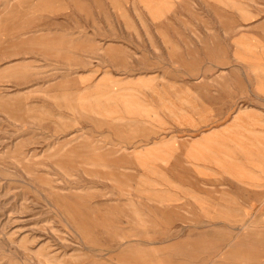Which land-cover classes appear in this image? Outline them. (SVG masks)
Returning <instances> with one entry per match:
<instances>
[{
  "label": "rangeland",
  "instance_id": "obj_1",
  "mask_svg": "<svg viewBox=\"0 0 264 264\" xmlns=\"http://www.w3.org/2000/svg\"><path fill=\"white\" fill-rule=\"evenodd\" d=\"M23 2L49 0H0L1 38L9 34L6 23L20 27L42 19L10 13L22 12ZM54 2L58 32L70 14L78 34L147 29L135 4L145 0H115L132 2L136 23L122 6L111 15L101 0ZM81 17L88 22L82 25ZM231 25L244 29L235 18ZM87 42L86 51L79 39L58 33L56 54L41 48L34 64L0 55V264H111L120 241L145 233L172 236L179 231L165 226L179 222H231L232 238L244 240V183L219 171L209 183L208 168L193 165L209 159V152L193 150L196 135L221 128L246 106L264 108L242 100L244 72L220 69L234 65L221 59L211 71L175 70L164 59L159 69L145 70L144 56L134 66L127 54L103 53L95 39ZM72 44L85 53H68ZM241 52L234 50L232 58L239 60ZM193 56H184V68L197 66L189 63ZM177 57L176 50L169 55ZM233 121L230 129L239 122ZM213 158L239 162L244 174V151H219ZM210 190L221 196L215 200L220 213L196 209L195 203L209 206Z\"/></svg>",
  "mask_w": 264,
  "mask_h": 264
},
{
  "label": "crops",
  "instance_id": "obj_2",
  "mask_svg": "<svg viewBox=\"0 0 264 264\" xmlns=\"http://www.w3.org/2000/svg\"><path fill=\"white\" fill-rule=\"evenodd\" d=\"M101 2L105 11L113 16L118 15L116 7L122 6L126 14L137 22L132 2ZM23 4L22 12L12 10L10 13H24L28 16L37 14L42 19L24 22L20 27L6 23L9 34L0 37V55L16 56L19 63L38 62L41 48H48V53L56 54L58 33L59 37L65 39H79L81 48L86 51L87 41L93 38L98 43L97 49H102L103 53L127 54L130 65L141 64L144 56L145 67L140 68L145 70L159 69L157 66L161 59L166 60L167 64L169 60L171 64L175 63L177 66L173 69L180 71H211L217 69L220 59L230 63L234 61L233 66L231 64L219 68L233 71L239 67L244 72V103H264V0H145L135 4L146 18V30H105L101 33L86 30L80 34L74 31L73 18H77L71 14L60 21L64 27L60 26L58 32L57 2L54 0ZM46 6L47 12L44 8ZM233 6L237 9L234 10ZM233 18L244 29L232 30ZM47 21L48 27L42 29L40 24ZM175 21L179 29L174 31L172 28ZM83 22L88 21L81 17L82 25ZM105 39L114 42H109L111 45L107 46L102 41ZM73 46L69 47L68 53H85L73 51ZM173 50H176L178 56L174 60L169 59ZM217 50L223 51L220 54ZM234 50L242 51L244 56L238 55L239 60L233 56V59ZM191 52L194 56L189 63L197 66L184 68V60L189 59L184 56H189ZM98 53H101L100 50ZM246 107L250 109L235 112V116L221 128L204 131L193 140L194 151L209 152L208 162H201L200 159L193 161L194 166L208 168L209 176L205 180L215 183L219 171L225 178L228 176L236 182L244 183V217L247 216L244 221V240L232 238L231 222L210 220L205 224H166V230L179 233L155 239L149 238V233L143 237L125 238L120 241L119 257L114 250L111 264H264V108L255 105ZM235 119L239 120L235 121L237 127L230 129L228 126ZM210 137H214L212 141ZM219 151H244V174L237 170L238 166L242 167L239 162L232 160L233 164H217L213 157ZM210 152H214L213 156ZM207 195L209 206L201 207L200 203H195L196 209H208L209 214L220 213L216 209L222 206L215 200L221 196L215 190H210ZM127 226L130 229L134 227L133 224ZM143 227L142 230L147 232L149 224Z\"/></svg>",
  "mask_w": 264,
  "mask_h": 264
}]
</instances>
